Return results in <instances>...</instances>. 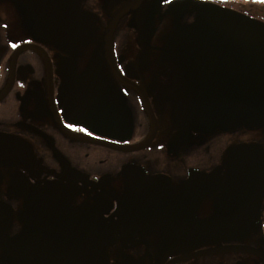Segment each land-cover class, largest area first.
<instances>
[{
  "label": "flooded vegetation",
  "instance_id": "obj_1",
  "mask_svg": "<svg viewBox=\"0 0 264 264\" xmlns=\"http://www.w3.org/2000/svg\"><path fill=\"white\" fill-rule=\"evenodd\" d=\"M0 264H264V0H0Z\"/></svg>",
  "mask_w": 264,
  "mask_h": 264
},
{
  "label": "water",
  "instance_id": "obj_2",
  "mask_svg": "<svg viewBox=\"0 0 264 264\" xmlns=\"http://www.w3.org/2000/svg\"><path fill=\"white\" fill-rule=\"evenodd\" d=\"M141 1V0H140ZM143 2H148V3H152V4H155V3H158L160 2V0H142Z\"/></svg>",
  "mask_w": 264,
  "mask_h": 264
}]
</instances>
